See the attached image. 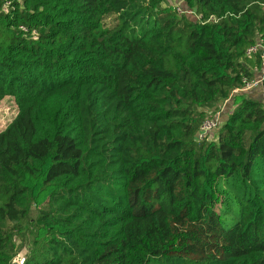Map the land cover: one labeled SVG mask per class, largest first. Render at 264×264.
I'll use <instances>...</instances> for the list:
<instances>
[{
  "label": "trees",
  "instance_id": "1",
  "mask_svg": "<svg viewBox=\"0 0 264 264\" xmlns=\"http://www.w3.org/2000/svg\"><path fill=\"white\" fill-rule=\"evenodd\" d=\"M10 1L0 264H264V0Z\"/></svg>",
  "mask_w": 264,
  "mask_h": 264
},
{
  "label": "built area",
  "instance_id": "2",
  "mask_svg": "<svg viewBox=\"0 0 264 264\" xmlns=\"http://www.w3.org/2000/svg\"><path fill=\"white\" fill-rule=\"evenodd\" d=\"M3 1H4V8L8 10L12 1L10 0H3ZM175 8L180 14L193 13L189 10L184 9L183 6L180 4V2H176ZM21 29H23L24 31H27V28L24 26H21ZM257 53H261L262 58H264V38L263 37H259V39L247 49L246 55L248 57H252L253 55H256ZM263 80H264V62L262 65L261 77L257 79H253V80L245 78L244 79L245 87L238 89V90H251L255 87H261L262 99L264 101V82ZM229 100L230 98L227 99L225 103H227ZM224 108L225 107L223 106L221 110L214 113L213 116L208 117L202 123L200 130L198 131V134H197V141L211 140L214 133L221 127V125L224 122L223 121ZM24 261H25V257L19 256L17 259V263L19 264H24Z\"/></svg>",
  "mask_w": 264,
  "mask_h": 264
},
{
  "label": "rangeland",
  "instance_id": "3",
  "mask_svg": "<svg viewBox=\"0 0 264 264\" xmlns=\"http://www.w3.org/2000/svg\"><path fill=\"white\" fill-rule=\"evenodd\" d=\"M176 2H180V4L183 5V1H181V0H168V2L164 3V5L172 6L176 10V8H175ZM178 14H180V13L178 12ZM226 104L227 103H224L223 106L225 107ZM17 112H18V105L15 102L14 98L6 97L2 101H0V131H2L4 128H6L12 122V120L17 115ZM213 115H214V113L211 114V116H213ZM226 118L227 117H225V115H224L223 121ZM18 242H19V239H18ZM25 253H26V250L22 249L20 251V253H18L17 256L14 258L13 262H17V259L19 256L25 257Z\"/></svg>",
  "mask_w": 264,
  "mask_h": 264
},
{
  "label": "water",
  "instance_id": "4",
  "mask_svg": "<svg viewBox=\"0 0 264 264\" xmlns=\"http://www.w3.org/2000/svg\"><path fill=\"white\" fill-rule=\"evenodd\" d=\"M12 264H19V263H17V262H12Z\"/></svg>",
  "mask_w": 264,
  "mask_h": 264
}]
</instances>
